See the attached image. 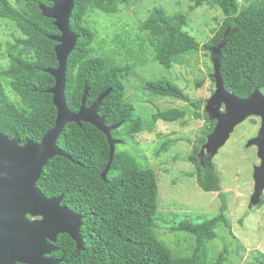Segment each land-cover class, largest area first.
<instances>
[{
    "label": "trees",
    "instance_id": "obj_1",
    "mask_svg": "<svg viewBox=\"0 0 264 264\" xmlns=\"http://www.w3.org/2000/svg\"><path fill=\"white\" fill-rule=\"evenodd\" d=\"M126 3L127 0H76L71 14L72 29L80 34V39L68 58L66 101L76 111L87 88V105L112 88L103 99L99 113L108 125L122 122L112 130L113 136L121 141L116 144L105 180L102 173L111 154L107 135L88 122H71L61 133L58 145L72 159L62 155L50 159L38 186L48 197L63 194V203L84 215L81 235L85 249L79 250L76 241L62 233L56 243L58 250L53 254L65 257L61 264H231L230 242L211 260L207 246L219 237L222 226L231 230L226 195L221 192L223 204L214 217L195 222L183 215L180 222L171 226L159 214L156 170L144 168L130 152L118 149L119 143L127 142L126 137L145 130L154 131L159 120H182L193 112L197 118H205L206 125L199 132L189 156L196 166L191 175L196 176L205 191L223 188L222 177L208 159L209 154L201 152L217 124L203 101L192 98L166 78H156L146 82V89L152 95L184 101L186 105L158 108L147 118L137 115L135 106L126 98L127 87L120 75L131 70V64L120 65L116 55L101 56L93 47L95 35L87 22L88 16L99 11L118 14ZM192 3V11L204 4L223 11L224 18L213 28V35L204 46L209 49L210 57V51L212 57L220 55L226 89L241 97H247L255 89L264 92V0H245L243 4L238 0H192ZM41 4L52 5L53 0H0V16L14 22L22 34L7 47L9 64L0 66V130L21 143L28 139L41 141L55 125L57 116L53 95L47 91L55 84V77L46 69L59 65L55 51L57 42L49 36L59 30L54 18L43 15ZM187 24L185 14L169 15L156 7L140 23L137 37L141 40L136 38L134 42L149 41L150 51L147 48L140 51L149 52L157 62L169 68L181 63L187 54L197 53L202 46L184 29ZM146 31L149 34L143 36L141 33ZM2 46L0 39V49ZM215 46L222 47L221 53L214 51ZM127 52V58L134 59V50ZM213 73L210 79L215 83ZM203 83L202 79L197 85ZM176 141L165 139L157 154L168 150ZM263 194L258 204H263ZM239 220L244 222L242 218ZM162 225H169L176 233L190 234L185 250L175 252L159 238L156 229H161ZM256 259L264 264L262 252Z\"/></svg>",
    "mask_w": 264,
    "mask_h": 264
},
{
    "label": "rangeland",
    "instance_id": "obj_2",
    "mask_svg": "<svg viewBox=\"0 0 264 264\" xmlns=\"http://www.w3.org/2000/svg\"><path fill=\"white\" fill-rule=\"evenodd\" d=\"M238 2L243 4L245 0ZM126 4L122 5V11L118 14L110 15L99 11L88 16L87 22L95 35L93 47L98 54L104 57L116 55L118 64H131V70L120 75L127 87L126 98L135 106L136 114L147 118L158 108L186 105L184 101H174L168 97L156 98L152 95L146 89V82L156 78L170 80L192 98L201 99L206 105L214 93L216 83L210 79V74L214 71L212 51L210 57L209 49H206L204 44L213 35V28L224 18L221 8L204 4L192 11V0H127ZM156 7L162 8L169 15L185 14L188 24L184 29L202 44L197 53L187 54L181 63H174L169 68L162 66L149 52L146 54L140 51L141 48H149V41L145 40L144 44L143 41L134 42L140 33V23L146 20L150 10ZM141 34L146 36L149 33L146 31ZM20 35L21 31L14 22L0 16V39L3 42L0 49V66L6 67L9 64L7 47ZM130 49L134 50V59L127 58V51ZM202 79L204 83L198 86L197 82ZM253 124L254 118L249 117L240 122L214 159H211L222 177L221 191L226 195L231 230L222 226L219 237L207 243L210 260L229 242L233 251L231 264H261L256 256H261V252L264 255V206H250L249 197L255 187L254 169L259 165V149L257 150L254 144L247 145L256 132ZM205 125V118H197L193 112H189L182 120H159L154 131L145 130L126 137V143L118 144L119 150L130 152L144 168L156 170L159 214L165 217L171 226L180 222L183 215L189 216L195 222L206 221L214 217L223 204L221 191L203 190L196 176L191 175L196 166L189 156L199 132ZM167 138L177 141L168 150L157 154L156 150ZM240 218L244 222H240ZM169 225L156 229L159 238L175 252H180L179 249L185 250L190 242V234L184 231L173 232Z\"/></svg>",
    "mask_w": 264,
    "mask_h": 264
},
{
    "label": "water",
    "instance_id": "obj_3",
    "mask_svg": "<svg viewBox=\"0 0 264 264\" xmlns=\"http://www.w3.org/2000/svg\"><path fill=\"white\" fill-rule=\"evenodd\" d=\"M75 1L53 0L52 5H40L43 15L54 18V24L59 30V33L49 35L57 42L55 51L59 65L46 69L55 77V84L47 90L53 95L57 108L55 125L38 142L28 139L21 143L0 130V264H61L64 256L55 258L49 255L58 250L55 243L62 233L69 234L79 250L85 249L81 235L84 215L62 203L63 194L46 196L38 186V181L44 167L54 156L62 155L72 159L58 145L61 133L71 122L92 123L107 135L111 154L102 173L105 180L116 144L120 142L113 136L112 130L120 127L122 122L108 125L106 118L99 113L103 99L111 93L112 88L99 95L91 105H87V88L82 104L76 111L68 106L65 98L68 58L80 39V34L72 29L70 23ZM221 48L215 46L213 49L221 53ZM213 63L216 87L205 109L211 118L217 119V124L201 152L208 153L210 159H213L240 122L251 115L260 116L262 124L259 133L247 144L258 146L261 160L254 169L255 187L250 201V206L257 205L264 193V92L255 89L247 97L230 92L225 87L220 55L213 57Z\"/></svg>",
    "mask_w": 264,
    "mask_h": 264
},
{
    "label": "flooded vegetation",
    "instance_id": "obj_4",
    "mask_svg": "<svg viewBox=\"0 0 264 264\" xmlns=\"http://www.w3.org/2000/svg\"><path fill=\"white\" fill-rule=\"evenodd\" d=\"M252 118H254V126L256 127V132H255V134L253 135L254 137L259 133V130H260V128H261V124H262V118L260 117V116H256V115H254V116H251V117H249V119H252ZM255 146V148L258 150V146L257 145H254ZM220 151V150H219ZM258 152V151H257ZM214 159V158H213ZM260 158H259V163H260ZM222 192V191H221ZM254 192V191H253ZM251 196L252 195H250L249 197L251 198ZM250 198H249V200H250ZM63 203V202H62ZM65 204V203H64ZM258 206H260V208H262L263 206H264V202H263V204H258ZM254 207V206H253ZM253 207H249L250 209H253ZM60 235V234H59ZM59 235H58V237H59ZM58 241V240H57ZM57 243V242H56ZM55 243V244H56ZM57 251V250H56ZM53 252H55V251H53ZM53 252L49 255V256H52V257H55V258H59V257H56V256H54V254H53Z\"/></svg>",
    "mask_w": 264,
    "mask_h": 264
},
{
    "label": "clouds",
    "instance_id": "obj_5",
    "mask_svg": "<svg viewBox=\"0 0 264 264\" xmlns=\"http://www.w3.org/2000/svg\"><path fill=\"white\" fill-rule=\"evenodd\" d=\"M213 161V160H212Z\"/></svg>",
    "mask_w": 264,
    "mask_h": 264
}]
</instances>
